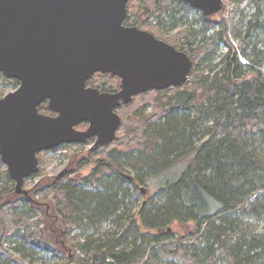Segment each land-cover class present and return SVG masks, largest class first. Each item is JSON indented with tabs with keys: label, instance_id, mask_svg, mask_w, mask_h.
I'll return each mask as SVG.
<instances>
[{
	"label": "trees",
	"instance_id": "1",
	"mask_svg": "<svg viewBox=\"0 0 264 264\" xmlns=\"http://www.w3.org/2000/svg\"><path fill=\"white\" fill-rule=\"evenodd\" d=\"M231 5L211 20L182 0L127 2L124 26H186L168 44L192 61L189 77L121 104L115 112L133 114L136 126L124 141L116 133L111 144L94 146L78 167L94 164L88 176H58L39 188V200L53 202L68 252L46 244L40 219L29 221L50 206L26 188L17 193L0 159V195L15 196L0 206V264L39 251L70 264H264V0ZM96 76L110 82L92 85L100 92L117 91L111 74L96 73L87 85ZM18 85L0 73V91ZM38 111L50 113L45 103ZM151 178L157 192L140 202ZM174 223H192V231L179 238Z\"/></svg>",
	"mask_w": 264,
	"mask_h": 264
},
{
	"label": "water",
	"instance_id": "2",
	"mask_svg": "<svg viewBox=\"0 0 264 264\" xmlns=\"http://www.w3.org/2000/svg\"><path fill=\"white\" fill-rule=\"evenodd\" d=\"M129 0H0V73L18 87L0 98V159L15 191L38 173L37 155L60 145L110 144L115 110L150 90L185 83L192 61L152 33L124 26ZM212 16L223 0H182ZM120 79L117 92L88 87L94 74ZM47 103L54 116L38 106ZM87 123L85 131L76 126Z\"/></svg>",
	"mask_w": 264,
	"mask_h": 264
},
{
	"label": "rangeland",
	"instance_id": "3",
	"mask_svg": "<svg viewBox=\"0 0 264 264\" xmlns=\"http://www.w3.org/2000/svg\"><path fill=\"white\" fill-rule=\"evenodd\" d=\"M223 2H224L223 9L228 11V14H229L230 11L232 10L231 0H223ZM142 12H140V9H138L137 14L139 15ZM221 13L212 16L210 19L220 20ZM155 25L157 26V21L151 20L149 22V25L147 24L143 26L142 29L144 31L148 30L152 32L153 35L156 36L159 40L165 41L167 43L172 42V40H174V38L176 37L175 35L178 33H181V31L184 30L186 27V26H180L174 31H169L167 28H163L161 26H157L160 28H156V29L151 28L152 26H155ZM228 42L233 47L234 46L236 47L235 45L237 44L236 41L233 40L232 42V40H228ZM213 66H214V63L209 66H203L204 75H206L208 71L210 70V68H212ZM251 77L252 76H248L246 77V79L251 78ZM105 80H106L105 78H100L96 76L88 84V86H92L97 83H102L103 81L106 83H110L109 81L107 80L105 81ZM113 83L115 84V82ZM115 88L116 90H119L120 88L119 78L117 79V85ZM14 89H15L14 86H7V87L2 88L0 91V97L1 96L3 97L4 95L12 92ZM154 97L155 95H153V98ZM151 104L154 105L152 102ZM153 110H154V106H148V110L145 112V114L148 115L152 113ZM117 114L121 116V120H122V129L121 130L118 129L117 140L124 141V139L128 138L129 134L131 133V131L130 132L128 131V128H131V127L133 128V126H136V125H133V123L135 122V116L133 114H130L129 112L125 114L124 113L121 114L117 112ZM47 115H52V113L50 112ZM128 118L130 119V121L128 120ZM86 128H87L86 124H80L78 125V127H76L78 131H84ZM93 149H94V146H93V140H92L85 144H80V145L71 144V145H66L65 147L59 146L53 150L41 152L40 154L37 155L38 168H39L38 173L35 174V176L37 177L29 178L24 181L23 188H26L31 191L30 195L32 196L34 200L50 206L48 214H46L47 210L45 206L39 207L40 211L42 212V215L40 216L37 215L34 218L29 217L30 218L29 221L30 222H33L34 220L39 221V219L40 221H42V224L40 226L43 229L44 239L46 241V244L52 249H59L60 251H62L63 249L65 252L69 251L68 247H66V245L62 242L60 236L58 235V231H56L55 229L54 219L56 218V214H54V211H53L52 200L49 198L45 201H40L36 193L41 186L51 183L58 176H68L69 179H73V180H78L82 177L88 176L92 172V170L95 168L94 164H90L89 166L81 170L78 169V167H79L80 161L82 159L88 158L89 153ZM187 160H189V158ZM183 163H186V161H184ZM183 163H180L178 166L183 165ZM3 169L6 170V167L3 166ZM157 187H158L157 181L153 178L149 179L146 185L142 186L140 189V193L142 194V196L138 197L139 201L142 202V201H146L149 198H151L157 192ZM1 188L2 186H0V191H1ZM14 199H15V196L14 194H11V193L6 194L5 196L0 195V206L3 205V203L7 201H13ZM192 228H193L192 223H188V224L174 223L171 226V229H173V232L179 238L180 236H183L188 231H192ZM1 232L2 231L0 227V234ZM13 247L14 245L8 248L12 249ZM51 257H52L51 255H46L39 251L37 254L33 255L32 257H27L26 259H24V261L21 262V264H70V263L63 262L59 259L52 260ZM186 264H190V263H186Z\"/></svg>",
	"mask_w": 264,
	"mask_h": 264
},
{
	"label": "flooded vegetation",
	"instance_id": "4",
	"mask_svg": "<svg viewBox=\"0 0 264 264\" xmlns=\"http://www.w3.org/2000/svg\"><path fill=\"white\" fill-rule=\"evenodd\" d=\"M87 82H88V81H87ZM87 86H88V85H87ZM17 87H18V86H17ZM88 87H92V86H88ZM93 88H95V87H93ZM15 89H16V88H15ZM15 89H14V90H15ZM117 91H118V90H117ZM117 91H116V92H117ZM1 98H2V97H1ZM43 103H45V104L47 105L46 102H43ZM41 104H42V103H41ZM115 111H116V110H115ZM50 112H51V111H50ZM51 113H52V112H51ZM43 115H44V114H43ZM45 116H54V114H53V113H52V115H47V114H46ZM81 124H86L87 127H88V124H87V123H81ZM79 125H80V124H79ZM76 127H78V125H77ZM86 129H87V128H86ZM86 129H85V130H86ZM85 130H84V131H85ZM88 140H90V141L93 140V146H95L96 138H90V139H88ZM88 140H87V141H88ZM87 141H86V142H87ZM86 142H85V143H86ZM85 143H84V144H85ZM52 150H53V149H52ZM32 176H33V175H32ZM32 176H31V177H32ZM31 177H29V178H31ZM29 178H28V179H29ZM23 186H24V184H23Z\"/></svg>",
	"mask_w": 264,
	"mask_h": 264
}]
</instances>
